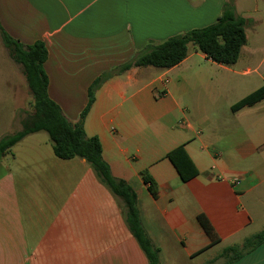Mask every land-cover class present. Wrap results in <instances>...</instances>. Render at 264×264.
<instances>
[{
	"label": "crops",
	"instance_id": "crops-1",
	"mask_svg": "<svg viewBox=\"0 0 264 264\" xmlns=\"http://www.w3.org/2000/svg\"><path fill=\"white\" fill-rule=\"evenodd\" d=\"M227 4L246 20L235 65L189 46L171 69L133 67L103 83L85 120L112 175L142 186L141 222L160 264H225V249L264 230V99L232 110L264 86V50L256 48L264 46V0H0L10 37L45 44L49 97L73 124L97 78L148 46L214 24ZM33 103L0 33V141L22 130ZM38 134L4 154L13 166L0 159V264H149L91 166L42 150ZM181 145L199 172L188 182L166 158ZM142 172L157 183V198ZM232 264H264V244Z\"/></svg>",
	"mask_w": 264,
	"mask_h": 264
},
{
	"label": "trees",
	"instance_id": "trees-1",
	"mask_svg": "<svg viewBox=\"0 0 264 264\" xmlns=\"http://www.w3.org/2000/svg\"><path fill=\"white\" fill-rule=\"evenodd\" d=\"M245 25L246 20L237 17L233 6L227 4L214 24L172 37L158 46H148L129 63L103 74L94 81L89 88L88 103L76 124L70 122L61 108L49 97V79L44 69L48 57L45 44L39 41L31 46H25L10 37L0 25L3 44L14 62L22 67L34 99V113L22 122V130L0 141V156L10 153L18 142L29 135L46 133L58 158L85 160L103 185L122 201L123 214L130 233L145 253L149 264H160V250L153 244L141 222L137 192L126 181L116 179L112 175L109 164L103 159L100 139L98 137L89 138L85 133L86 117L95 102V92L103 83L133 67L171 69L188 57L190 45H193L213 63L228 67L235 65L242 48L247 43ZM263 99L264 86L235 104L232 110L237 111L243 107L252 106ZM166 158L174 166L183 182H188L198 176L199 172L184 145L173 149ZM141 176L144 183L148 185L151 195L157 198L158 186L155 180L147 172H142ZM199 221L207 233L213 235L211 225L203 216L199 217ZM263 244L264 230L245 239L241 247L234 246L225 249L221 257L226 260L225 264H232Z\"/></svg>",
	"mask_w": 264,
	"mask_h": 264
},
{
	"label": "rangeland",
	"instance_id": "rangeland-1",
	"mask_svg": "<svg viewBox=\"0 0 264 264\" xmlns=\"http://www.w3.org/2000/svg\"><path fill=\"white\" fill-rule=\"evenodd\" d=\"M249 37H250V45L252 44V39H251V32H250V30H249ZM258 43V45L256 46V48H258V49H260L261 48V50H264V46H262L261 45V43L262 42H257ZM264 43V42H263ZM191 47L193 46V45H190ZM194 47V46H193ZM261 59V58H260ZM34 113V108H33V106H32V114ZM30 117V115L29 116H26V117H24V120H26L27 118H29ZM36 139H38V140H40L41 141V147H42V150H47V149H49L50 151H51V146H52V143H51V141H50V139H49V137H48V135L46 134V133H39L38 135H37V137H36ZM1 158V160H3L6 164H7V166L9 165V166H13V161H12V156L11 155H9V156H6V158H4V154H2L1 156H0ZM2 172V171H1ZM0 175H1V173H0ZM133 188L136 190V192L140 195V197H143V195H144V190H143V188H142V186L140 185V184H137V183H134L133 184ZM114 196V195H113ZM116 198V197H115ZM117 201L119 202V204L123 207V203H122V201L119 199V198H117ZM215 253H217V251H213L212 253H210L208 256H211V255H213V254H215ZM224 263V260H219L218 262H216L215 264H223Z\"/></svg>",
	"mask_w": 264,
	"mask_h": 264
},
{
	"label": "built area",
	"instance_id": "built-area-1",
	"mask_svg": "<svg viewBox=\"0 0 264 264\" xmlns=\"http://www.w3.org/2000/svg\"><path fill=\"white\" fill-rule=\"evenodd\" d=\"M163 94H161V96H162Z\"/></svg>",
	"mask_w": 264,
	"mask_h": 264
}]
</instances>
